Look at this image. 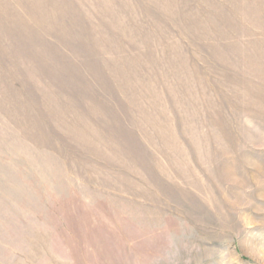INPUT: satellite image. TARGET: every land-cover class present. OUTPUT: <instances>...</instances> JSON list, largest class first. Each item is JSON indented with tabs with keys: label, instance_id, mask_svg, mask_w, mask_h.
<instances>
[{
	"label": "rangeland",
	"instance_id": "obj_1",
	"mask_svg": "<svg viewBox=\"0 0 264 264\" xmlns=\"http://www.w3.org/2000/svg\"><path fill=\"white\" fill-rule=\"evenodd\" d=\"M0 264H264V0H0Z\"/></svg>",
	"mask_w": 264,
	"mask_h": 264
}]
</instances>
